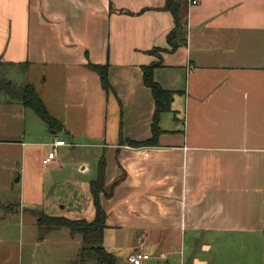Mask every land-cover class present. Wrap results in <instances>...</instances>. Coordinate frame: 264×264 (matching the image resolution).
Here are the masks:
<instances>
[{"label":"crops","instance_id":"1","mask_svg":"<svg viewBox=\"0 0 264 264\" xmlns=\"http://www.w3.org/2000/svg\"><path fill=\"white\" fill-rule=\"evenodd\" d=\"M166 1L0 0V188L18 184L36 223L39 212L90 222L103 159L115 264L134 251L149 255L142 264H264V0H170L175 49ZM153 63L171 111L156 145L131 147L152 136L142 67ZM89 64L107 67L108 92ZM25 84L62 124L52 139L16 93ZM56 139L66 145L45 166ZM30 237L29 264H79L80 236ZM52 238L50 259L38 249Z\"/></svg>","mask_w":264,"mask_h":264},{"label":"trees","instance_id":"2","mask_svg":"<svg viewBox=\"0 0 264 264\" xmlns=\"http://www.w3.org/2000/svg\"><path fill=\"white\" fill-rule=\"evenodd\" d=\"M165 9L171 13L174 19L175 26L171 32L167 35V42L175 49L177 43L175 38L180 32L181 19L179 18V8L176 7L170 0L166 1ZM161 50L153 49L149 51L151 54H158ZM158 63H153L148 66L142 67L143 72V84L150 90L153 102L154 113L151 122V138L142 141L135 142L131 140H125L131 147H147L154 146L157 143V137L160 133L158 127L159 117L161 114L170 112V104L173 99L174 92L163 89L153 77V70ZM89 68L98 73L101 81V85L105 91L110 90V85L107 79V67L98 65H88ZM20 98L23 105L31 109L50 130L62 129V124L53 118L46 110L42 100L38 96L37 92L30 84H25L20 90ZM104 169L105 162L101 159L98 163V176L95 180L90 182V192L93 199L95 208L94 219L90 222L80 220H70L64 217L48 216L42 212L37 214V225L39 227V239L42 240L47 233L53 230L65 228L72 236L78 235L81 238V247L78 251L76 262L84 264L87 261H93L94 264H115L116 258L111 253L107 252L103 247V232L106 228L105 219L106 214L100 204L99 195L106 194L104 189ZM120 179L115 180L111 186L110 191L119 182Z\"/></svg>","mask_w":264,"mask_h":264},{"label":"rangeland","instance_id":"3","mask_svg":"<svg viewBox=\"0 0 264 264\" xmlns=\"http://www.w3.org/2000/svg\"><path fill=\"white\" fill-rule=\"evenodd\" d=\"M34 81H36L37 91H42L43 87L37 80ZM4 82L6 81L4 80ZM16 93L20 94V91L16 90ZM31 114L40 122L46 135L52 139L48 127L32 111ZM167 116L171 115L168 114ZM20 198V187L18 184L0 188V201L4 202H0V264H29V252L33 248L29 247V241H31L30 236L33 230L36 237H39V227L33 216L30 213H23V210L19 209V203L21 205L24 203L19 201ZM28 205L30 206L31 204ZM55 240H58V238H52L51 241L43 244L38 249V253L51 259L50 255L58 251V247L53 244ZM261 262V258L256 257L250 264H261ZM86 264L94 263L88 261Z\"/></svg>","mask_w":264,"mask_h":264},{"label":"built area","instance_id":"4","mask_svg":"<svg viewBox=\"0 0 264 264\" xmlns=\"http://www.w3.org/2000/svg\"><path fill=\"white\" fill-rule=\"evenodd\" d=\"M198 0H188L189 5ZM65 142L63 140L56 139L50 144V150L46 154V156L42 160V164L45 166L50 165L55 161L57 156V148L60 146H65ZM149 259V255L142 251H134L129 253L126 256V262L128 264H142L145 260Z\"/></svg>","mask_w":264,"mask_h":264}]
</instances>
